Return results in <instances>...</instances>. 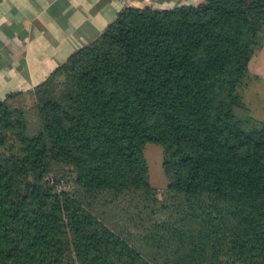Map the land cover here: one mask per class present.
Wrapping results in <instances>:
<instances>
[{"label":"trees","instance_id":"trees-1","mask_svg":"<svg viewBox=\"0 0 264 264\" xmlns=\"http://www.w3.org/2000/svg\"><path fill=\"white\" fill-rule=\"evenodd\" d=\"M263 24L264 0L126 7L30 93L35 124L1 101L0 264H264Z\"/></svg>","mask_w":264,"mask_h":264},{"label":"crops","instance_id":"crops-1","mask_svg":"<svg viewBox=\"0 0 264 264\" xmlns=\"http://www.w3.org/2000/svg\"><path fill=\"white\" fill-rule=\"evenodd\" d=\"M200 1L0 0V102L34 90L74 52L96 40L122 9H167Z\"/></svg>","mask_w":264,"mask_h":264},{"label":"rangeland","instance_id":"rangeland-1","mask_svg":"<svg viewBox=\"0 0 264 264\" xmlns=\"http://www.w3.org/2000/svg\"><path fill=\"white\" fill-rule=\"evenodd\" d=\"M153 8L158 7L154 6ZM262 36L263 41L260 47L253 52L248 62L249 75L247 77L246 86L243 89V97L248 101V104L251 107L252 111L250 110V115L254 119L264 122V80L257 75L264 76V24L262 27ZM57 80L60 81L61 76L57 77ZM32 91L25 92L17 98H13V100L10 101V104L23 107L28 112L31 124H35L34 100L30 94ZM160 148L161 147L156 144L147 143L144 147V155L148 162V176L152 183V185H150L156 190V197L159 200H163L168 185V179L162 169L161 161L163 162V158L161 160L162 149ZM53 175V173H50V176ZM164 181L167 185H162Z\"/></svg>","mask_w":264,"mask_h":264}]
</instances>
